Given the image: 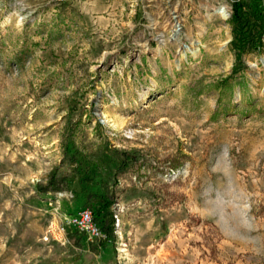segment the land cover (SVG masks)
Masks as SVG:
<instances>
[{
	"label": "rangeland",
	"instance_id": "1",
	"mask_svg": "<svg viewBox=\"0 0 264 264\" xmlns=\"http://www.w3.org/2000/svg\"><path fill=\"white\" fill-rule=\"evenodd\" d=\"M233 2L0 0V264H264V0ZM106 199L98 247L66 220Z\"/></svg>",
	"mask_w": 264,
	"mask_h": 264
},
{
	"label": "trees",
	"instance_id": "2",
	"mask_svg": "<svg viewBox=\"0 0 264 264\" xmlns=\"http://www.w3.org/2000/svg\"><path fill=\"white\" fill-rule=\"evenodd\" d=\"M233 23L240 26L241 25V19H240V9L242 8V4L240 3V0H233ZM264 34L261 28L256 31L253 35L255 41H259L260 37L259 35ZM249 37L251 35L249 34ZM254 41V42H255ZM253 44V43H252ZM242 53V52H241ZM239 53V54H241ZM234 70L232 74H234ZM231 78V76L224 78L223 80L220 81V85L218 86L219 91H222V89L228 87V80ZM183 164L182 159H175L172 161L170 164V170L171 171H176L178 170ZM49 185H51L49 183ZM48 190V187L42 188L40 191L42 193L46 192ZM115 201L111 199H106V200H101L91 206L90 210L93 215V221L94 223L98 226L100 231L106 236V239L110 238L114 234L115 231V215L111 211V208L113 207ZM107 240L100 242L98 244V247H103L106 244Z\"/></svg>",
	"mask_w": 264,
	"mask_h": 264
},
{
	"label": "built area",
	"instance_id": "3",
	"mask_svg": "<svg viewBox=\"0 0 264 264\" xmlns=\"http://www.w3.org/2000/svg\"><path fill=\"white\" fill-rule=\"evenodd\" d=\"M66 225L71 227L77 234L86 236L90 241L105 240L106 236L100 231L93 221L91 210L83 209L66 220ZM63 228H59L62 232Z\"/></svg>",
	"mask_w": 264,
	"mask_h": 264
},
{
	"label": "bare ground",
	"instance_id": "4",
	"mask_svg": "<svg viewBox=\"0 0 264 264\" xmlns=\"http://www.w3.org/2000/svg\"><path fill=\"white\" fill-rule=\"evenodd\" d=\"M214 13L221 14V15H223L224 17L227 16V13H226V10H225L224 7L216 8V9L214 10Z\"/></svg>",
	"mask_w": 264,
	"mask_h": 264
}]
</instances>
